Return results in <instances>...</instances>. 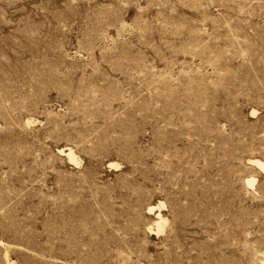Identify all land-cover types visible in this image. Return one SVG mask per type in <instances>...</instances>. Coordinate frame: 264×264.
I'll list each match as a JSON object with an SVG mask.
<instances>
[{"label":"rangeland","instance_id":"374dc122","mask_svg":"<svg viewBox=\"0 0 264 264\" xmlns=\"http://www.w3.org/2000/svg\"><path fill=\"white\" fill-rule=\"evenodd\" d=\"M252 159L264 0H0V264H264Z\"/></svg>","mask_w":264,"mask_h":264},{"label":"bare ground","instance_id":"6f19581e","mask_svg":"<svg viewBox=\"0 0 264 264\" xmlns=\"http://www.w3.org/2000/svg\"><path fill=\"white\" fill-rule=\"evenodd\" d=\"M70 155H72V153H70ZM252 162L255 164V165H257V166H259L261 169H264V162H261L260 160H258V159H252ZM252 164V163H251ZM153 209H154V207H153ZM152 213V212H151ZM157 220V219H156ZM7 258V257H6Z\"/></svg>","mask_w":264,"mask_h":264}]
</instances>
